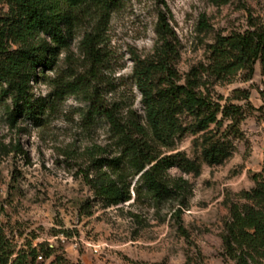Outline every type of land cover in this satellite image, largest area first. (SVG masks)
Segmentation results:
<instances>
[{
	"label": "rangeland",
	"instance_id": "1",
	"mask_svg": "<svg viewBox=\"0 0 264 264\" xmlns=\"http://www.w3.org/2000/svg\"><path fill=\"white\" fill-rule=\"evenodd\" d=\"M161 11L175 32L182 75L207 62L218 34L264 25V0H112L110 7L95 0L82 6L57 64L37 68L30 82L34 117L22 113L12 122L7 114L12 98L0 97V227L17 251L40 244L52 248L49 257L40 251L36 264H236L223 243L230 207L255 186L254 175L264 167L259 63L252 79L239 74L212 87L224 99L235 89L250 91L248 103L233 101L247 111L229 158L217 165L203 161L194 141L204 132L186 134L174 149L159 147L164 155L184 152L201 163L199 173L169 170L189 183L185 204L177 197L157 204L137 175L129 178L131 199L107 206L87 179L108 170L98 166L99 159L122 151L117 132L91 96L114 108L124 123L134 118L146 123L134 72L139 58L155 52ZM9 13L0 1V16ZM90 32L100 36L97 62L81 44Z\"/></svg>",
	"mask_w": 264,
	"mask_h": 264
},
{
	"label": "trees",
	"instance_id": "2",
	"mask_svg": "<svg viewBox=\"0 0 264 264\" xmlns=\"http://www.w3.org/2000/svg\"><path fill=\"white\" fill-rule=\"evenodd\" d=\"M0 1L10 8L8 15L0 16V97L12 98L13 107L8 105L7 114L15 122L22 113L34 117L30 82L37 68L50 69L57 64L61 49L69 46L82 6L95 0ZM98 2L106 7L112 4V0ZM203 23L209 26L204 18ZM156 32L154 54L139 58L134 72L146 123L135 118L124 123L114 108L94 96L90 98L117 132L122 147L120 156L97 161L100 168L107 166L108 170L91 179L87 175L107 206L131 199L129 178L137 175L157 204L173 197L185 204L189 183L183 177H173L169 170L177 166L187 173H199L201 163L184 152L164 155L159 147L174 149L176 141L186 134L204 132L194 141L200 157L210 165L223 163L234 151V141L242 135L240 124L247 111L233 101L248 103L250 91L235 89L224 99L216 96L212 87L217 82H232L239 74L245 80L252 79L258 63L264 74L263 24L218 34L209 46L207 62L193 66L185 75L176 66L178 45L164 11L159 13ZM99 39L98 32H90L81 42L93 62L100 60ZM254 180L255 186L242 191L239 201L232 203L231 219L223 234L226 253L236 264L264 263V167ZM178 210L175 213L179 214ZM40 251L45 257L53 252L47 244L17 251L0 227V264H36L42 256Z\"/></svg>",
	"mask_w": 264,
	"mask_h": 264
},
{
	"label": "built area",
	"instance_id": "3",
	"mask_svg": "<svg viewBox=\"0 0 264 264\" xmlns=\"http://www.w3.org/2000/svg\"><path fill=\"white\" fill-rule=\"evenodd\" d=\"M39 258L42 259V256H40Z\"/></svg>",
	"mask_w": 264,
	"mask_h": 264
}]
</instances>
